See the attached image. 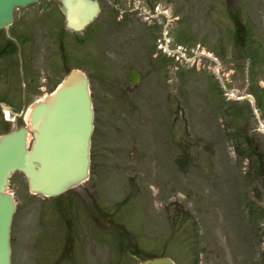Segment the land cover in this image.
<instances>
[{"label":"rangeland","instance_id":"374dc122","mask_svg":"<svg viewBox=\"0 0 264 264\" xmlns=\"http://www.w3.org/2000/svg\"><path fill=\"white\" fill-rule=\"evenodd\" d=\"M100 2L83 34L74 37L66 27L60 33L66 61L91 79V175L55 199L30 193L24 175L13 174V264H59L48 255L63 221L62 229L91 242L79 254L91 252L89 264H141L154 256L178 264H264V0ZM240 7L256 24L245 23L246 44L235 35ZM149 10L156 17L143 13ZM53 19L55 9L43 2L15 13L17 27L30 23L44 33L54 30ZM166 42L174 56L160 47ZM203 51L218 58L230 90L256 95L261 120L247 100L233 103L232 92L220 89L216 63L197 56ZM13 59L0 57V67ZM131 68L142 74L135 87L125 79ZM23 70L20 62L0 83L7 95L0 99L16 110L26 96ZM23 109L8 116L0 108V134L25 124Z\"/></svg>","mask_w":264,"mask_h":264},{"label":"water","instance_id":"95a60500","mask_svg":"<svg viewBox=\"0 0 264 264\" xmlns=\"http://www.w3.org/2000/svg\"><path fill=\"white\" fill-rule=\"evenodd\" d=\"M37 0H0V28L13 21L14 9ZM68 27L84 29L97 16L98 0H58ZM134 83L139 75L128 74ZM94 111L89 80L78 70L71 71L56 91L35 103L28 123L0 135V264H11L10 232L16 204L8 192L9 176L23 171L33 192L58 194L82 183L89 175L90 142ZM34 132L28 149V133ZM143 264H176L167 257Z\"/></svg>","mask_w":264,"mask_h":264},{"label":"flooded vegetation","instance_id":"af4514ba","mask_svg":"<svg viewBox=\"0 0 264 264\" xmlns=\"http://www.w3.org/2000/svg\"><path fill=\"white\" fill-rule=\"evenodd\" d=\"M41 2L45 4H51L52 7L56 5L55 0H42ZM40 2V3H41ZM248 6H250L248 4ZM235 17L236 34L239 36L241 42L246 44L248 37L247 30L245 28V23L248 25V28H254L256 24L253 23L252 13L250 11L246 12L244 9H239ZM243 17H245L243 19ZM27 20V19H26ZM263 20V19H262ZM53 21H55L53 19ZM264 21V20H263ZM15 25L11 27V34L19 43V46L15 41H8L6 32H0V37L4 38L3 46L4 48L0 54L3 58L8 55H17L20 53L23 59L24 65V77L26 80L25 94L27 98H32L28 105H25L26 108L31 106V103L37 98L43 96L45 92L52 90L58 82V79L62 76L65 69V56L63 54V40L60 34L53 33H44L39 30H34L35 28H41L36 25H24V29L17 27ZM54 27V26H52ZM49 28V27H47ZM70 62V61H69ZM79 65V64H77ZM89 66L91 62L89 61ZM20 68V60L16 62L9 61L4 63L0 67V76L3 74V71ZM89 75V74H88ZM91 80V79H90ZM1 92V89H0ZM5 92V91H4ZM0 96H7L5 93H0ZM14 106V105H13ZM63 225V224H62ZM60 242L57 245V251L59 257H63L65 252H70L71 255L76 251L79 252L81 245L87 244L81 240L74 238L71 234H65L61 228ZM89 242L88 244H90ZM78 248V249H76ZM40 258V256H39Z\"/></svg>","mask_w":264,"mask_h":264},{"label":"bare ground","instance_id":"6f19581e","mask_svg":"<svg viewBox=\"0 0 264 264\" xmlns=\"http://www.w3.org/2000/svg\"><path fill=\"white\" fill-rule=\"evenodd\" d=\"M9 113H10V110H7V115H9ZM26 120H28L27 118H26ZM31 137H32V134L29 132L28 133V137H27V141L29 142V140L31 139Z\"/></svg>","mask_w":264,"mask_h":264}]
</instances>
